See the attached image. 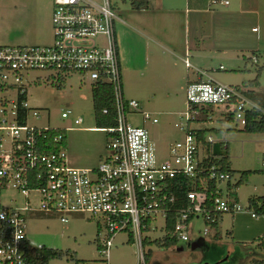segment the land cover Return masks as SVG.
I'll return each mask as SVG.
<instances>
[{"label":"built area","instance_id":"obj_1","mask_svg":"<svg viewBox=\"0 0 264 264\" xmlns=\"http://www.w3.org/2000/svg\"><path fill=\"white\" fill-rule=\"evenodd\" d=\"M219 3L228 5L229 0L211 1V5ZM53 5L51 44L0 45V264H30V256L44 247L35 246L27 234L28 211L37 209L58 214L64 223L73 216L96 222V247L107 262L117 235L125 233L126 243L136 247L137 264H148L147 255L158 241L189 242L195 219L202 218L207 234L225 213L249 212L258 217L250 207L224 195L220 185L232 175L220 165L206 162L220 157L212 149L214 138L207 134L206 141L212 143L208 151L198 137L202 129L190 128L200 114L211 120L209 114L216 109L226 113L223 119L232 116L236 127L244 130L247 111L257 107L246 90L212 77L189 82L187 122L175 124L183 136L169 144L167 158L159 159L146 125L158 123V117L124 95L116 35L120 18L112 0H53ZM185 63L192 66L188 57ZM34 71L52 72L58 82L77 74L92 89L100 84L111 86L116 125L100 128L108 134V154L97 167L69 164L66 132L71 128L30 122L41 118V110L30 107L23 87L26 75ZM22 95L26 99L20 100ZM132 112L141 114L139 125L129 121ZM71 113L63 112L62 117ZM82 121L78 117L74 123ZM183 179L189 188L181 205L177 192ZM212 181L217 183L215 191ZM10 189L23 194V207L17 196H11L12 204L4 201ZM31 193L39 197L37 209ZM152 232L158 235L151 236Z\"/></svg>","mask_w":264,"mask_h":264},{"label":"rangeland","instance_id":"obj_2","mask_svg":"<svg viewBox=\"0 0 264 264\" xmlns=\"http://www.w3.org/2000/svg\"><path fill=\"white\" fill-rule=\"evenodd\" d=\"M38 1L43 8V16H37L42 19L41 30L36 27L34 19V1L0 0V45H44L53 42V0ZM229 1L231 4L228 6L209 4V9L218 12L214 15L211 13L210 19L217 18L215 22L224 28L219 29L216 24L208 32L206 46L220 49L206 53L203 66L208 68L207 74L210 77L221 83L242 87L244 84L249 85L253 90V99L264 105V0H253L258 7V14L248 15L240 23H236V18L225 19L226 16H219L221 11L238 10V0ZM112 2L117 14L120 12L123 15L125 10L131 9V0ZM171 31L178 37L181 34L176 28ZM159 32L160 27L157 31L160 36ZM181 40L184 42L183 37ZM191 40L194 44L193 33ZM194 54L198 55L196 52ZM253 56L256 60L250 59ZM221 65L223 69H220ZM122 68L125 97L137 100L141 110L152 112L159 119L158 123L147 122L146 125L151 132L157 158L165 159L169 144L183 136V132L175 126L176 123L184 126L187 122L186 82L183 78L189 74L197 79L196 68H188L180 56L161 54V51L149 59L145 70L129 69L125 65ZM259 71V84L255 85L253 81ZM53 75L46 71H34L26 75L23 87L27 91L29 105L41 110V118L30 122L55 128H71L66 132L69 160L78 161L74 165L77 167H97L101 158L108 154V134L100 129L96 121L91 84L77 74L60 82L53 80ZM244 89L249 90L247 87ZM68 110L72 113L63 118L62 113ZM200 115L198 120L190 122V128L207 129L208 135L215 140L212 148L214 154L229 156L232 176L221 184L224 195L232 202L250 207L258 217H253L249 212L225 213L219 225L209 228L207 234H204L206 225L202 218L195 219L191 223L189 242H178L169 248L154 244L149 252L148 264H264V214L250 206V198L264 195V133L240 130L234 121L222 118L226 116L223 110L211 111V120ZM78 117L83 121L76 125L74 121ZM128 119L138 125L142 122L139 112L129 113ZM220 142L229 147L225 149ZM201 155H205L204 150ZM247 171L252 173L238 184ZM11 196H17L19 207L24 206L23 194H16L10 189L4 197L7 204H12ZM30 198L37 209L39 197L31 193ZM97 231L96 222L83 217L73 216L69 222L64 223L56 213H45L38 209L28 211L27 234L32 243L62 251V255L50 260L49 264H137L136 247L126 243L125 233L117 235L110 260L105 261L96 247ZM157 235V232H152L151 236ZM200 239L205 241L208 251L206 246H201Z\"/></svg>","mask_w":264,"mask_h":264},{"label":"crops","instance_id":"obj_3","mask_svg":"<svg viewBox=\"0 0 264 264\" xmlns=\"http://www.w3.org/2000/svg\"><path fill=\"white\" fill-rule=\"evenodd\" d=\"M33 1L34 15L36 16L34 19L35 22H37L36 27L41 30L43 26L42 19L37 16H43V8L40 6V1L32 0V2ZM211 1L212 0H146V6L144 7L137 9L131 3V9L125 10L123 15L119 12L118 16L120 20H118L116 24V35L121 70H123L122 67L124 65L129 67V69L145 70L149 59L152 56L155 57L161 51V54L171 53L174 54V56H180L184 63L185 59L187 57L189 58L192 64L191 67L194 66L196 68L195 77L197 79H193L188 74L187 78H183L186 85L191 81L201 78L205 79L204 76L210 77L207 74L208 68L203 66V56L209 52L219 51L220 48L216 49L214 47V49H212L207 47L205 42L206 36L208 32H211L216 27V24L219 25V29L224 28L223 25L215 22V19L218 21L217 18L212 17L210 19L212 15L218 13L213 12V9H209ZM252 1L253 0H238V10L221 11L219 16H226L225 19L236 18V23H240V21L246 20V16L258 14V12L256 13L258 7H256L255 2ZM230 4L229 1L228 5ZM206 17H209L211 20L209 25V19L205 20ZM224 17L221 18L223 19ZM227 25L228 24H226V26ZM158 27H160V36L157 35ZM174 28L181 32L179 37L171 31ZM253 28L256 29V27ZM192 33L194 35V44L191 40ZM1 34L2 32L0 30V36H2ZM181 37L184 38V42H182ZM2 39L7 40L8 38L3 37ZM194 52L198 55L194 54ZM191 57L193 60H191ZM253 57L250 59L256 60L255 57ZM221 66L220 69H223L224 67L221 68ZM244 87L253 91L247 84H244ZM68 162L70 165L74 166L78 161H70L68 158Z\"/></svg>","mask_w":264,"mask_h":264},{"label":"trees","instance_id":"obj_4","mask_svg":"<svg viewBox=\"0 0 264 264\" xmlns=\"http://www.w3.org/2000/svg\"><path fill=\"white\" fill-rule=\"evenodd\" d=\"M132 4L135 8L139 9L141 7L146 6V0H131ZM259 77H260V71L256 77V79L253 81V84L258 85L259 84ZM253 91L247 90L245 91V94L252 99L257 107L251 110L247 111V125L244 130L245 132L249 133H264V105H260L257 101H255L252 97ZM92 97H93V103L95 108V118L98 124L100 125V128L103 127H110L116 125V112L114 108V95L113 91L110 85L107 84H100L96 85L92 89ZM26 99L25 95H22L20 97V100ZM104 109H108L109 112L107 114L103 113ZM207 111V110H205ZM230 121H233V117L227 118ZM213 130V129H212ZM208 134L207 129H202L198 132V137L204 145H206V149L209 151L212 143H208L206 141V137ZM222 146L224 143H221ZM229 146L226 145L225 149H227ZM206 162H211V164L220 165L221 169L225 172H229L232 175V170L230 169L229 165V156L223 155L220 157H213L210 160H206ZM252 173V171H247L243 174L242 180L238 183L241 184V182L248 178L249 174ZM180 188L177 192L180 196V204L185 203V192L189 188L188 181L186 179L180 180ZM217 183L215 181L211 182V189L216 190ZM250 206L254 207V209L258 212H261L264 214V195L262 196H255L253 198H250ZM222 216L219 217V220ZM174 224V219L170 221L169 228L172 229ZM218 226V225H217ZM158 243H162L161 246L163 247H171L177 244V241L175 239L166 238L164 242L158 241ZM62 255V251L59 249H53V248H46L43 247L37 251L35 255H31L29 259L30 264H49L50 260L58 258ZM150 255H147V258L149 259ZM261 261L260 263H262Z\"/></svg>","mask_w":264,"mask_h":264},{"label":"water","instance_id":"obj_5","mask_svg":"<svg viewBox=\"0 0 264 264\" xmlns=\"http://www.w3.org/2000/svg\"><path fill=\"white\" fill-rule=\"evenodd\" d=\"M217 148H218V146L216 147V151H217ZM200 244H201V246H205V241L203 239H200ZM204 264H209V263H204Z\"/></svg>","mask_w":264,"mask_h":264},{"label":"flooded vegetation","instance_id":"obj_6","mask_svg":"<svg viewBox=\"0 0 264 264\" xmlns=\"http://www.w3.org/2000/svg\"><path fill=\"white\" fill-rule=\"evenodd\" d=\"M206 246V245H205ZM205 248H207V251H208V247L206 246Z\"/></svg>","mask_w":264,"mask_h":264}]
</instances>
